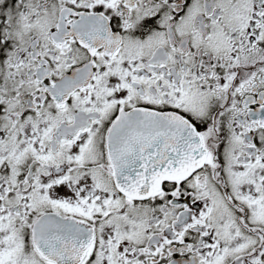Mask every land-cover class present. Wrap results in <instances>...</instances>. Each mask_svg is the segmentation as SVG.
I'll return each instance as SVG.
<instances>
[{
	"label": "snow or ice",
	"instance_id": "6c2138e0",
	"mask_svg": "<svg viewBox=\"0 0 264 264\" xmlns=\"http://www.w3.org/2000/svg\"><path fill=\"white\" fill-rule=\"evenodd\" d=\"M0 264H264V0H0Z\"/></svg>",
	"mask_w": 264,
	"mask_h": 264
}]
</instances>
